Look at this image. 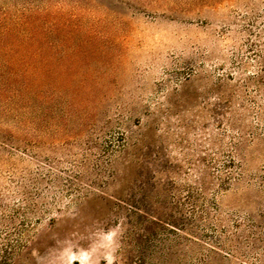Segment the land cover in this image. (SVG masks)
Wrapping results in <instances>:
<instances>
[{"label":"rangeland","instance_id":"rangeland-1","mask_svg":"<svg viewBox=\"0 0 264 264\" xmlns=\"http://www.w3.org/2000/svg\"><path fill=\"white\" fill-rule=\"evenodd\" d=\"M30 44L0 264H264V0H0Z\"/></svg>","mask_w":264,"mask_h":264},{"label":"trees","instance_id":"trees-1","mask_svg":"<svg viewBox=\"0 0 264 264\" xmlns=\"http://www.w3.org/2000/svg\"><path fill=\"white\" fill-rule=\"evenodd\" d=\"M46 49H52L47 44ZM43 47L36 45H0V112L20 108L25 95L39 97L43 83L39 79L45 74L39 58Z\"/></svg>","mask_w":264,"mask_h":264},{"label":"clouds","instance_id":"clouds-1","mask_svg":"<svg viewBox=\"0 0 264 264\" xmlns=\"http://www.w3.org/2000/svg\"><path fill=\"white\" fill-rule=\"evenodd\" d=\"M115 233H110L109 234V238H111L112 235H114ZM108 264H111V261L109 260Z\"/></svg>","mask_w":264,"mask_h":264}]
</instances>
